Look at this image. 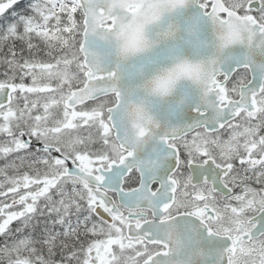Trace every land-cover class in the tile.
<instances>
[{
	"label": "snow or ice",
	"instance_id": "snow-or-ice-1",
	"mask_svg": "<svg viewBox=\"0 0 264 264\" xmlns=\"http://www.w3.org/2000/svg\"><path fill=\"white\" fill-rule=\"evenodd\" d=\"M0 264H264V0H0Z\"/></svg>",
	"mask_w": 264,
	"mask_h": 264
}]
</instances>
